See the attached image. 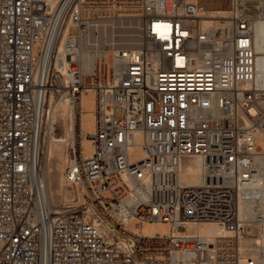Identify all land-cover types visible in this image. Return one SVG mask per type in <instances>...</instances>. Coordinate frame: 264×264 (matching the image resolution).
I'll return each mask as SVG.
<instances>
[{"label": "built area", "instance_id": "built-area-1", "mask_svg": "<svg viewBox=\"0 0 264 264\" xmlns=\"http://www.w3.org/2000/svg\"><path fill=\"white\" fill-rule=\"evenodd\" d=\"M227 4L214 16L192 0H0V264H264V0ZM118 20L139 42L92 48L87 35ZM63 103L70 139L55 133ZM51 134L70 158L60 210L43 170Z\"/></svg>", "mask_w": 264, "mask_h": 264}, {"label": "bare ground", "instance_id": "bare-ground-1", "mask_svg": "<svg viewBox=\"0 0 264 264\" xmlns=\"http://www.w3.org/2000/svg\"><path fill=\"white\" fill-rule=\"evenodd\" d=\"M194 2H199L198 0H192ZM214 16H225L224 10L217 11L216 10H210ZM134 21V20H132ZM127 23L118 20V22L115 23V25L112 27V29L104 28L102 32L105 34V36L100 37V39H93V31H91L87 35L88 43L90 42V45H92V48H104L109 46L110 48L114 46H127L130 43H137L139 42L138 37V29L135 27L134 24L131 22V26H127ZM126 28L127 33L123 34L121 29ZM100 31V30H99ZM105 31V32H104ZM111 34L109 37L108 35ZM137 34V35H136ZM122 36L125 38H128L129 40H118V38ZM101 42V43H100ZM97 46V47H96ZM90 53L86 52V56H83L84 64L87 62L89 58ZM59 122L63 123V128L65 130V134L67 135V138H71V133L74 129V117L73 113L69 109L68 105L66 103L58 105L56 109V116H55V125H57ZM54 131V129H53ZM55 154L57 155H63V167L65 170L70 164V158L67 154V147L65 144H59L54 141L53 135L51 134L48 139L47 144V150L46 154L44 156V173L46 175V178L48 180V199L50 204L54 207V210H60L55 207L53 204V192L51 190L50 181L48 178V172L50 170V164L52 159L55 157ZM65 172V171H64ZM64 172H63V179H64ZM185 181L190 185H199L202 183V162L198 159L191 161L190 164H188L186 175H184ZM65 180L61 184V191H60V200L62 205H66L67 201L66 199L70 196V192L68 190H65ZM64 188V189H63ZM80 201H82L81 196L79 195ZM199 232H205L208 235H213L216 233V229L213 225H205L202 227H199Z\"/></svg>", "mask_w": 264, "mask_h": 264}, {"label": "rangeland", "instance_id": "rangeland-1", "mask_svg": "<svg viewBox=\"0 0 264 264\" xmlns=\"http://www.w3.org/2000/svg\"><path fill=\"white\" fill-rule=\"evenodd\" d=\"M198 3L204 4V6L209 10H225L227 8V0H198ZM132 24H135V21H132ZM122 33H127V29L122 28ZM105 32V31H104ZM138 34V33H137ZM136 34V35H137ZM111 34L108 35V37ZM105 36V34L102 32V29L100 31H95L93 33L92 38L93 39H100V37ZM118 40H129L128 38L120 36ZM101 43V42H100ZM136 43H130L128 46H135ZM95 95L93 91H89L86 94L83 95L82 98V133L85 135L82 139V151L84 156H91L94 151V145L90 139L87 138L88 134H91L95 130V114H94V108H95ZM115 116L117 119L124 118V112L118 108L116 110ZM63 123L59 122L55 126V133L57 135L64 134L65 130L63 128ZM258 145L264 149V140L261 139L258 141ZM63 155H57L55 154V157L52 159L50 164V170L48 172V178L51 185V190L53 192V204L57 208L62 206L61 200H60V191H61V184L63 183V172L65 171L63 167ZM184 162H187V159L183 160ZM45 163H43V169H44ZM65 190H68L70 194H72V189L67 188L64 186ZM63 188V189H64ZM106 199H113L109 195L106 196ZM60 209V208H59ZM131 229H133L136 232H142L144 235H153V234H160V235H169L171 233L172 226L168 223H149L143 225L141 228H137L135 223L130 224Z\"/></svg>", "mask_w": 264, "mask_h": 264}]
</instances>
